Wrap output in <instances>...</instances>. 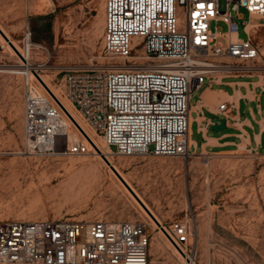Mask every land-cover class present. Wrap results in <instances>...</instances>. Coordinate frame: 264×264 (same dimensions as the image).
<instances>
[{
	"label": "built area",
	"instance_id": "2783aa9c",
	"mask_svg": "<svg viewBox=\"0 0 264 264\" xmlns=\"http://www.w3.org/2000/svg\"><path fill=\"white\" fill-rule=\"evenodd\" d=\"M241 8L249 17L244 40L238 37ZM211 22L226 29L213 32ZM258 27H264V0H104L102 54L110 62L66 71L62 98L113 154L187 159L191 96L215 74L259 71V48L249 34ZM30 36L26 27L25 44ZM32 67L20 74L23 153H94L97 147L72 116L80 139L69 140L63 104L43 87L42 65ZM162 229L175 243L190 227L179 221ZM148 240L142 221L0 220V264H148Z\"/></svg>",
	"mask_w": 264,
	"mask_h": 264
},
{
	"label": "rangeland",
	"instance_id": "374dc122",
	"mask_svg": "<svg viewBox=\"0 0 264 264\" xmlns=\"http://www.w3.org/2000/svg\"><path fill=\"white\" fill-rule=\"evenodd\" d=\"M239 14L238 37L244 40L249 17L243 8ZM0 27L21 52L28 27L29 62L42 65L40 74L61 99L66 71L110 62L102 54L104 0H0ZM210 29L226 28L211 22ZM249 34L259 48L257 73L264 76V27ZM21 59L0 37V220L142 221L149 233L148 264H188L102 158L91 151L50 158L23 153ZM112 157L163 226L189 224L178 243L194 264H264V153Z\"/></svg>",
	"mask_w": 264,
	"mask_h": 264
},
{
	"label": "crops",
	"instance_id": "0c3cea01",
	"mask_svg": "<svg viewBox=\"0 0 264 264\" xmlns=\"http://www.w3.org/2000/svg\"><path fill=\"white\" fill-rule=\"evenodd\" d=\"M221 104H226L223 114ZM220 119H225L224 130L215 133L211 127ZM188 139L189 157L263 154L264 76L218 73L205 80L189 100Z\"/></svg>",
	"mask_w": 264,
	"mask_h": 264
},
{
	"label": "bare ground",
	"instance_id": "6f19581e",
	"mask_svg": "<svg viewBox=\"0 0 264 264\" xmlns=\"http://www.w3.org/2000/svg\"><path fill=\"white\" fill-rule=\"evenodd\" d=\"M29 10L34 9V7L32 5H28ZM37 10V9H36ZM249 28H251V26H249ZM1 29V27H0ZM1 31L5 34V32L1 29ZM6 35V34H5ZM6 37L8 38V36L6 35ZM13 46L16 49V52L20 55V57L23 59H21L23 61V72H31L32 69H34V67H32L33 65L30 64L29 62V52H30V48L33 46V44L29 43L26 44V49L24 52H21L16 46L15 44L9 40ZM28 51V54L27 52ZM15 52V51H14ZM23 72H19V73H23ZM41 80L44 83V85L59 99V101L63 104L64 109L66 110V112H68L69 116H68V120H66V124H67V134H68V138L70 141H76L80 139L79 136V132L75 129V124L73 123V121L71 122V116L72 118L81 126V128L84 130V132L89 136V138L92 140L93 144L97 147V149H95V152L93 153V155H95L96 157H98L99 159H103V157L108 161V163L114 168V170L119 174V176L123 179V181L127 184V186L133 191V193L136 195V197L140 200V202L145 206V208L151 213V215L153 216L154 220L152 218L151 221L153 222V224H155V226H157L158 228H160V230L163 231L162 229V224L157 220V218L152 214V212L149 210V207L147 205V203L143 200V198L141 197V195L133 188L131 187V185L129 184V182L127 181V178L125 176H123L120 171L118 170L117 166L115 165V163L112 161V159H110V157L113 156V153L111 152V150L109 148L106 147L105 150L102 149L101 145L99 144V139L98 137H96V135L89 131L79 120V118L76 116V114L74 113V111L71 108V105L67 102H65L63 99L60 98V96L58 95V93L54 90L51 89V87L49 86V84L46 82L45 78L40 74ZM81 132V131H80ZM83 135V133H82ZM101 140V139H100ZM113 158V157H112ZM104 162V161H103ZM105 163V162H104ZM106 165V164H105ZM107 166V165H106ZM108 167V166H107ZM111 171V170H110ZM4 184L2 183V181H0V188L3 189ZM129 193V192H128ZM130 194V193H129ZM131 195V194H130ZM131 197L133 198V196L131 195ZM133 200L137 203V201L133 198ZM138 204V203H137ZM139 205V204H138ZM139 207L142 209V207L139 205ZM143 210V209H142ZM144 211V210H143ZM145 212V211H144ZM146 213V212H145ZM147 214V213H146ZM148 215V214H147ZM149 216V215H148ZM164 232V231H163ZM164 234H166L164 232ZM167 235V234H166ZM165 235V237L167 238V240L171 243L170 239H168V237ZM175 249H177L181 254V256L184 258L185 261H188V264H194L193 260L184 253L183 251V247L175 241V243H173Z\"/></svg>",
	"mask_w": 264,
	"mask_h": 264
},
{
	"label": "water",
	"instance_id": "95a60500",
	"mask_svg": "<svg viewBox=\"0 0 264 264\" xmlns=\"http://www.w3.org/2000/svg\"><path fill=\"white\" fill-rule=\"evenodd\" d=\"M0 37L2 38V40L13 50L16 52L15 47L13 46V44L9 41V39L6 37V35L1 31L0 29ZM42 83V82H41ZM43 87L45 88V90L52 96L50 90L42 83ZM53 97V96H52ZM54 98V97H53ZM55 99V98H54ZM55 101L57 102V104H59V102L55 99ZM59 106L61 107V109L63 110V112L69 116V114L64 110V108L59 104ZM70 117V116H69ZM225 127V119H220V120H215L214 124L211 127V130L215 133L219 132V131H223ZM103 161L105 162V164L108 166V168L111 170V172L115 175V177L121 182V184L126 188V190L133 196V198L137 201V203L142 207V209L149 215L150 218H153V216L151 215V213L145 208V206L140 202V200L136 197V195L133 193V191L127 186V184L123 181V179L119 176V174L114 170V168L108 163V161L103 157ZM155 221V220H154ZM176 247V245H175ZM177 248V247H176Z\"/></svg>",
	"mask_w": 264,
	"mask_h": 264
}]
</instances>
